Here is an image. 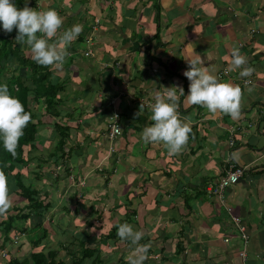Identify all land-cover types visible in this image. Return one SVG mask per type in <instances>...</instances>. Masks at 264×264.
<instances>
[{"label": "crops", "instance_id": "1", "mask_svg": "<svg viewBox=\"0 0 264 264\" xmlns=\"http://www.w3.org/2000/svg\"><path fill=\"white\" fill-rule=\"evenodd\" d=\"M47 8L63 16L62 30L83 25L66 61L55 67L66 89L52 115L69 153L52 163L56 174L46 173L50 167L44 164L39 183L31 180L41 193L52 191L45 217L56 216L54 231L47 226L51 218L43 221L51 239L70 231L58 241L72 243L61 256L80 253L82 241L94 247L99 242L107 247L106 264H125L133 245L108 234L128 222L144 233L140 243L150 245L145 264H264V0H43L38 5ZM234 47L254 68L250 77L231 69ZM197 56L221 80L241 86L238 119L188 102L184 71L187 58ZM164 87L175 88L177 111L192 127L178 154H169L162 143H144L141 135L155 123L148 119V105ZM37 104L46 108L44 101ZM114 111L123 133L108 137L110 142L105 125ZM39 133L44 142L38 144L45 145L44 128ZM229 162L247 166L240 182L226 190L230 212L207 190ZM234 215L249 235L246 260ZM46 245L33 246L31 253L51 249Z\"/></svg>", "mask_w": 264, "mask_h": 264}, {"label": "clouds", "instance_id": "2", "mask_svg": "<svg viewBox=\"0 0 264 264\" xmlns=\"http://www.w3.org/2000/svg\"><path fill=\"white\" fill-rule=\"evenodd\" d=\"M63 24V16L54 8L29 7L28 0L23 7L17 0H0V29L8 33L16 29V42L21 46L28 45L32 60L40 65H62L69 55V46L83 31V25L79 23L62 30ZM231 55V69H239L241 77H250L255 70L248 65L246 54L239 47H234ZM187 63L189 67L184 75L190 81L188 102L203 106L209 113L221 112L230 115L233 120L238 119L242 108L241 86L221 80L204 66L205 61L199 56L187 58ZM249 83V80H244L245 85ZM248 90L251 91L250 88ZM178 99L173 87L155 92L153 102L148 105L151 113L148 119L155 123L145 126L141 134L144 143H162L169 154L183 151L192 132L190 123L182 119L177 111ZM143 107L144 104L141 109ZM140 114H143L142 111ZM31 118V113L25 110L20 98L12 94L9 85L0 82V146L4 150L16 154L20 138ZM11 206L7 178L0 172V213H6ZM117 235L133 245L127 257L128 264H145L150 245L140 243L144 233L123 222L118 225Z\"/></svg>", "mask_w": 264, "mask_h": 264}, {"label": "trees", "instance_id": "3", "mask_svg": "<svg viewBox=\"0 0 264 264\" xmlns=\"http://www.w3.org/2000/svg\"><path fill=\"white\" fill-rule=\"evenodd\" d=\"M37 1L28 0V6L38 8L36 5ZM26 2L27 0H17L20 7H23ZM16 35V29H13L11 33L0 29V82H6L9 85L12 94L20 98L25 106V110L31 113L32 118L24 130V135L20 138L15 155L7 152L0 146V172L7 178L9 197L11 195L13 196V194L21 196L22 206L26 207L28 211L25 212L19 209V206H12V209H19L18 213L9 215L4 213L7 214V216L3 220V213H0V233L2 234L1 237H4L3 241L0 243V248L4 247L7 241H10L18 234L29 239L34 247L42 245L44 240L47 239L49 232L43 225L44 222L42 217L45 211L49 209L51 203H46L45 199L47 198L43 196V192L41 193L31 180L26 182L25 179L29 177L30 174L28 173L31 171L34 173L36 172L35 174H39V176H43L42 173L44 172L42 166L44 164L49 166L51 162L57 163L60 157L66 156L69 153V151L66 152L64 149L65 138L63 134L60 133L62 131V126L55 123V127H58L59 135L57 145L54 147L55 150L52 151L49 157L30 155L31 152H35L38 149L39 139H37V135L40 128L44 125L40 122V119H38L39 115L35 112L31 104V99L37 103L44 101L46 104V112L52 116L57 110V105H60L63 101L61 95L66 89V85L64 83L65 80L60 78L59 75H56L57 72L55 67L40 65L32 60L30 53L25 55L22 51L25 44L21 46L17 43L15 40ZM5 70H9L10 75L4 76L3 72ZM23 70L24 72L21 73L20 71ZM57 149L61 152V156L57 153ZM35 159L37 160V170H22L24 167L28 169L34 167L35 164L33 162ZM42 210H44V212L40 213ZM31 216L40 217L43 224L38 222L31 227H24L22 223L19 224L21 220L26 221ZM40 227L43 228L41 229L43 233L41 235L36 234L32 236L34 229ZM117 229V227H114L108 234V237L114 238L113 240H115V238L117 239ZM90 243L92 242H80L79 244L82 246V251L80 253H77L76 250L73 251L74 253L70 256V261L66 260V257L61 256L63 251L67 254L69 253L67 251V245L65 246L62 244H60L59 248H44L33 251L30 258L25 260L23 258L10 257L9 254L5 260L7 262L6 264H106L102 254V250L106 246L101 245L99 242H95L97 245L94 247L88 245ZM65 255L66 254H64V256ZM124 263L128 264V262Z\"/></svg>", "mask_w": 264, "mask_h": 264}, {"label": "rangeland", "instance_id": "4", "mask_svg": "<svg viewBox=\"0 0 264 264\" xmlns=\"http://www.w3.org/2000/svg\"><path fill=\"white\" fill-rule=\"evenodd\" d=\"M32 1V0H31ZM37 1V0H36ZM40 2V3H39ZM42 2H43V0H38L37 1V3H36V5L38 6V5H40V4H42ZM22 51H23V53H25V55L26 54H29L30 53V48H29V46L28 45H24V47L22 48ZM21 73H23L24 72V70L23 71H20ZM3 75L4 76H8V75H10V71L9 70H5L4 72H3ZM31 104H32V106H33V108H34V110H35V112L37 113H39V117H38V119H41L42 120V122H43V124H46L47 125V127L48 128H50V130L49 129H47L46 127H45V125H43L42 126V129L44 128V130H45V137H47L49 140H48V142L45 144V145H38L37 146V150L35 151V152H31V154L30 155H35V156H40V157H49L50 156V154L52 153V151H54L55 150V148H54V146H56L57 145V142H58V136H57V134L56 133H54V128H55V123H56V119H55V117L52 115H49L47 112H46V108H45V106L43 105V106H40V104H37V103H35V101L33 100V99H31ZM106 127V130H105V132H106V136H107V132H108V127H109V120H108V122L106 121V125H105ZM125 138H127V135H125L124 136ZM43 138V136H41V133H39L38 135H37V139H39L38 140V142H39V144H43V142H44V140L42 139ZM107 139H108V136H107ZM99 140H102V141H107V140H105L103 137H100L99 138ZM109 140V139H108ZM110 141V140H109ZM108 142V141H107ZM111 142V141H110ZM58 153V152H57ZM92 155V154H91ZM48 160V159H47ZM36 166H37V160L35 159V161L33 162ZM32 166H33V164H32ZM49 167L50 168H46L47 169V171H46V173H48V174H51V175H54V174H56V172H58L57 170V167H56V169H55V167L53 166V164H52V162H51V164L49 165ZM32 170V169H35V170H37V167H30L29 169L28 168H22V170ZM43 169V171H44V168H42ZM36 173V172H35ZM34 172H30V173H28V174H30L29 175V177L28 178H26L25 180H26V182L27 181H30V180H32L33 182H35L36 181V183H39V181H38V179L40 178V176H39V174H35ZM38 178V179H37ZM40 183H41V181H40ZM49 184H51V183H49ZM82 184H84V183H82ZM53 185V184H52ZM47 186V185H46ZM40 188H42V186L40 187ZM47 192H45V193H43L44 195L45 194H47L46 195V198L49 200V199H52L53 200V198L52 197H50V195L49 194H51L52 193V191H49V187L47 188V190H46ZM10 200H11V202H12V206H19V209H22V210H24L25 212H27L28 211V209H26L24 206H22L23 205V203L21 202L22 201V198H21V196H16V194H13V196L11 195L10 197ZM71 201H73L72 203H73V205L74 204H76V201L75 200H71ZM61 202H59V204H60ZM70 204V203H69ZM12 206L8 209V211L6 212L8 215L9 214H11V213H13L14 211H15V213H13V214H16V213H18V208H15V209H12ZM22 206V207H21ZM76 206H81V205H79V204H77ZM65 210V212H67L68 211V209L69 208H64ZM48 210H50V209H48ZM53 210V209H52ZM56 210H59V209H56ZM47 211V210H46ZM45 211V212H46ZM44 212V210H42L40 213H43ZM7 214H2V220L4 219V218H6V216H7ZM33 216H31L30 218H29V220L27 221V223L28 224H33V226H34V223L36 222V223H38V222H40V223H42L43 224V222L40 220V217H37V218H35V219H33V220H30L31 218H32ZM59 217H61V216H59ZM50 218H51V225L49 224V223H47V226L49 227V229L51 230V232L52 231H54V226H56V224H57V220L55 219L56 218V216H52L51 217V215H49V214H47L46 215V217H45V213H44V216L42 217V220L44 221V222H48L49 220H50ZM85 218H87V215H86V217ZM23 224V226H24V224H27L25 221H23V220H21L20 221V223L19 224ZM65 223L66 222H64L63 224H61V225H63V226H65ZM96 225H98V224H96ZM29 225H27V227H28ZM36 226V225H35ZM30 227H31V225H30ZM41 229H43L42 227H40V228H38V229H34V233H33V235L32 236H35L36 234H39V235H41L43 232L41 231ZM75 229V228H74ZM80 230V228H78V231ZM66 237H69V235L68 234H70V231H66ZM81 235L80 236H82V237H86V235H84L82 232L80 233ZM1 233H0V243L3 241V239H4V237L2 236L1 237ZM51 235H49L48 237H47V239L46 240H44L45 242H47V245L46 246H48V248L50 247V248H53V247H58L59 246V244H60V242H61V240H59V239H63V240H65L64 238H66L65 237V235H63V234H59L57 237L55 236H53L54 238L53 239H51ZM87 238V237H86ZM227 238H229V241H227V242H230L231 241V239H230V237H227ZM50 240L52 241V240H56V241H53V242H50ZM226 240V239H225ZM58 241H60V242H58ZM120 242V241H119ZM63 244H66V245H71L70 244V242H62ZM32 249H34L33 248V245H32V243L31 242H29V239H27V238H25L24 236H21V235H16V236H14V238H12L10 241H7L6 242V244H5V246L4 247H1L0 248V264H6L7 262H6V260H5V258L6 257H8V254L10 255V257H18V258H23L24 260L25 259H27V258H30L29 256H30V253H31V251H32ZM108 253V252H107ZM66 260H68V261H70V256H67L66 257Z\"/></svg>", "mask_w": 264, "mask_h": 264}, {"label": "built area", "instance_id": "5", "mask_svg": "<svg viewBox=\"0 0 264 264\" xmlns=\"http://www.w3.org/2000/svg\"><path fill=\"white\" fill-rule=\"evenodd\" d=\"M254 32V30H252ZM89 53H86L88 55ZM121 121L120 113L117 111H114L113 115L110 117L109 121V127L107 136L110 140H115L117 137H119L123 133V126ZM238 129V128H237ZM232 135L234 134L235 130H232ZM234 139L232 138L231 143L233 144ZM112 150V149H111ZM113 151V150H112ZM247 170V166L244 165H238L233 162L229 163V166L226 170V175L222 177L220 180L216 182H212L208 185V190L210 193L215 194L220 202L227 206L226 199H225V190L227 187L234 183H239L242 176L245 174ZM228 211H231L230 207L227 206ZM234 223L236 224L237 230L240 232L241 238L244 243V249L241 252V256L244 260L247 259V251H246V245L249 240V235L246 231V228L244 225H242L241 217L239 216H233ZM226 241H229V238H226Z\"/></svg>", "mask_w": 264, "mask_h": 264}, {"label": "bare ground", "instance_id": "6", "mask_svg": "<svg viewBox=\"0 0 264 264\" xmlns=\"http://www.w3.org/2000/svg\"><path fill=\"white\" fill-rule=\"evenodd\" d=\"M89 54H90V53H89ZM89 54H88V55H89ZM113 102H114V101H113ZM112 104H113V103H112ZM120 122H121V121H120ZM121 135H122V134H121ZM226 170H227V169H226ZM225 172H226V171H225ZM225 175H226V173H225ZM222 177H224V176H222ZM222 177H221V178H222ZM221 178H220V179H221ZM220 179H216V180H214V181H211V182L208 183V185H209L210 183H212V182H216V181H218V180H220ZM208 185H207V190H208ZM231 185H232V184H231ZM231 185H229V186L227 187V189H228ZM227 189H226V190H227ZM226 190H225V194H226ZM208 192H209V190H208ZM209 193H210V192H209ZM211 194L214 195V196L218 199V201L220 202L219 198H218L215 194H213V193H211ZM225 199H226V198H225ZM220 203H221V202H220ZM226 203H227V200H226ZM221 204H222V203H221ZM223 205H224V204H223ZM229 212H230V211H229ZM232 219H233V218H232ZM239 233H240V232H239ZM240 253H241V252H240Z\"/></svg>", "mask_w": 264, "mask_h": 264}]
</instances>
